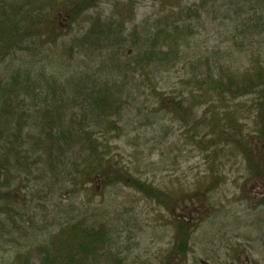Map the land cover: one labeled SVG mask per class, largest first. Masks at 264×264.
Segmentation results:
<instances>
[{
  "label": "trees",
  "instance_id": "obj_1",
  "mask_svg": "<svg viewBox=\"0 0 264 264\" xmlns=\"http://www.w3.org/2000/svg\"><path fill=\"white\" fill-rule=\"evenodd\" d=\"M98 3L64 0L52 6L41 0H0V65L29 49L33 36H42V28L54 21L56 13H62L71 28ZM181 11L177 21L160 18L153 27L144 21L130 25L128 34H123L125 22L98 19L72 40L77 46L70 50L89 58L85 68L72 64L65 76L52 67L40 70L20 63L0 79V212L12 208L17 199L18 190L9 186L8 178L24 173L25 156L35 157L51 169L53 182L66 178L72 187L76 179L84 185L97 181L101 191L122 184L171 214L176 208L182 211L185 215L174 223L173 246L160 264H185L191 219L198 210L194 200L203 201L216 183L193 192L161 189L120 168L98 137L119 129L125 97L129 113L131 107H139L146 87L156 98L155 107L172 115L191 113L198 119L192 117L194 130L205 132L200 139H208L212 148L223 145L240 155L250 174L264 185V0H195L188 8L195 12L194 18L190 13L183 18ZM47 17L50 21L42 26ZM134 18L131 11L128 24ZM208 21L224 46L211 56L192 57L186 98L178 94L166 98L160 93L163 87L159 91L158 75L181 61L187 38L196 35L193 29L201 24L205 28ZM237 53L247 59L242 68L232 62ZM236 101L241 104L235 105ZM246 123L251 129H245ZM28 142L32 148H25ZM11 157L12 164L7 162ZM260 205L264 207V196ZM109 244L105 223L63 219L36 247L43 255L41 264H108ZM15 259L29 264L27 253H17Z\"/></svg>",
  "mask_w": 264,
  "mask_h": 264
},
{
  "label": "rangeland",
  "instance_id": "obj_2",
  "mask_svg": "<svg viewBox=\"0 0 264 264\" xmlns=\"http://www.w3.org/2000/svg\"><path fill=\"white\" fill-rule=\"evenodd\" d=\"M41 1L54 6L64 0ZM194 3L195 0H99L71 28L62 13L54 12V21L42 28V36H33L29 49L0 65V79L20 63L40 70L52 67L63 75L70 72L72 64L85 68L89 58L77 54L76 49L70 50L72 40L83 35L96 20L125 22L123 34H128V27L144 21L150 27L160 18L169 23L177 21L181 9L183 18L188 17L187 13L194 18L195 12L188 11ZM207 6L210 9L211 3ZM131 11L135 18L128 24ZM50 19H42L41 25ZM35 24L39 26L40 22ZM49 26L51 30L45 32ZM192 32L196 35L187 38L181 61L158 75L159 91L163 87L160 93L166 98L177 94L186 98L190 92L186 82L191 72L189 63L197 56H211L224 46L223 39L216 38L219 35L210 21L205 28L201 24ZM117 57L122 58L123 54L117 52ZM246 60L238 53L232 57L239 68L245 66ZM143 92L139 107H131L129 113L128 96L125 97L118 130L98 135L106 144L109 157L136 178L164 190L193 192L216 183L203 201L194 200L198 210L191 219L190 249L185 264H264V207L260 205L263 183L250 174L240 155L230 153L223 145L212 148L208 139H200L205 132L194 130L198 119L191 113L172 115L161 111L155 107L156 98L150 88ZM238 104L240 101L235 102ZM245 125L246 130L251 129L249 123ZM110 126L105 125L108 131ZM27 147L32 148V142ZM12 161L13 157L7 158L8 163ZM22 163L24 173L8 178L9 186L18 190L17 199L12 208L0 212V264H20L15 261L17 253H27L29 264H41L43 255L36 246L48 238L55 222L63 219L85 221L89 225L105 223L110 234L107 249L112 252L108 264H160L173 246L174 223L178 216L185 215L177 208L171 214L122 184L101 191L97 181L84 185L76 179L72 187L66 178L53 182L52 171L45 162L25 156Z\"/></svg>",
  "mask_w": 264,
  "mask_h": 264
}]
</instances>
